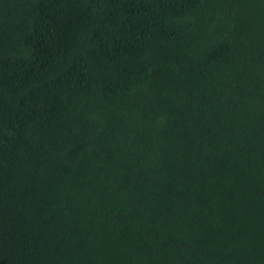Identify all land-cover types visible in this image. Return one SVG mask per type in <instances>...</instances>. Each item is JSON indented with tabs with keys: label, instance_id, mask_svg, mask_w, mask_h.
I'll return each mask as SVG.
<instances>
[{
	"label": "trees",
	"instance_id": "obj_1",
	"mask_svg": "<svg viewBox=\"0 0 264 264\" xmlns=\"http://www.w3.org/2000/svg\"><path fill=\"white\" fill-rule=\"evenodd\" d=\"M0 264H264V0H0Z\"/></svg>",
	"mask_w": 264,
	"mask_h": 264
}]
</instances>
